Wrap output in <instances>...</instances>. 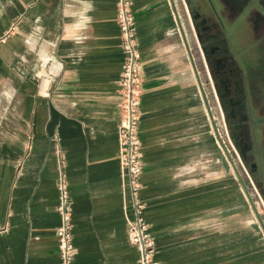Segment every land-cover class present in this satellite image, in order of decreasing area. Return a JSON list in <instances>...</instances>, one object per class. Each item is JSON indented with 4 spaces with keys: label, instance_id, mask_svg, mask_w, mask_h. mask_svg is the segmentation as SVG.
<instances>
[{
    "label": "crops",
    "instance_id": "obj_1",
    "mask_svg": "<svg viewBox=\"0 0 264 264\" xmlns=\"http://www.w3.org/2000/svg\"><path fill=\"white\" fill-rule=\"evenodd\" d=\"M173 2L182 16V0ZM130 4L143 68L140 199L156 262L264 264L246 199L231 197V165L172 1ZM123 66L117 0H0V264H61L59 153L72 201L73 264H139L120 166Z\"/></svg>",
    "mask_w": 264,
    "mask_h": 264
},
{
    "label": "flooded vegetation",
    "instance_id": "obj_2",
    "mask_svg": "<svg viewBox=\"0 0 264 264\" xmlns=\"http://www.w3.org/2000/svg\"><path fill=\"white\" fill-rule=\"evenodd\" d=\"M190 6L195 17L200 13L195 22L211 62L219 121L264 208V0H190Z\"/></svg>",
    "mask_w": 264,
    "mask_h": 264
},
{
    "label": "built area",
    "instance_id": "obj_3",
    "mask_svg": "<svg viewBox=\"0 0 264 264\" xmlns=\"http://www.w3.org/2000/svg\"><path fill=\"white\" fill-rule=\"evenodd\" d=\"M117 19L121 32V47L124 66L119 82V149L120 166L124 177L125 195L131 199L133 219L127 220L128 239L139 252V264H159L155 260L156 243L149 232L140 199L143 172L141 139L139 132L141 96L143 93V68L136 38V22L130 0H117ZM58 212L60 225L56 235L59 241L61 264H73L75 246L73 244L72 201L66 179V161L59 153ZM250 183L252 185V180ZM254 186V185H252ZM256 190V189H255Z\"/></svg>",
    "mask_w": 264,
    "mask_h": 264
},
{
    "label": "water",
    "instance_id": "obj_4",
    "mask_svg": "<svg viewBox=\"0 0 264 264\" xmlns=\"http://www.w3.org/2000/svg\"><path fill=\"white\" fill-rule=\"evenodd\" d=\"M171 1H172L173 10L175 13L176 21L179 25L180 32H181V35L183 38L184 47H185V50L187 52L188 59H189V62L191 64V67H192V71H193L196 83L198 85V88H199L200 96H201L202 102L204 104V107H205L207 116L209 118V121L211 123L212 129L214 131L215 137H216L220 147L222 148L223 153L225 154L226 158L228 159V161L231 165V168H232V170L236 176V179L239 182V184L242 188V191H243L245 197L247 198V200H248V202H249V204H250V206L254 212V215L257 219V222H258L260 228L262 229V231L264 233V220L261 217V215H260V213L256 207V204H255L254 199H253V197L249 191L247 183L245 182V180H244L242 174L240 173L238 167L234 163V160L232 159V156L230 155L227 147L225 146V144L223 143V141L220 138V135L218 133V129L216 126V122H215V117L213 115L212 108L210 106V101H209L207 94L210 93V95L212 96L211 91H210V85H209L210 84L209 75H212V70L210 68L211 62H209L206 58V44H204L203 41L199 38L200 32H199V28L197 27L196 22H195L196 19H198L200 17L199 16L200 13H199V11L196 10L197 16L195 17L194 16L195 13H194L193 9L190 8L191 7L190 6V0H182L183 7L186 11V16H187L186 20H187V23L189 24L190 29H191L190 30L191 35L194 38V41H196V39H197L196 42L198 43L199 48H200V51H198V55H199V59L202 58V60L200 59V64H201L200 66L202 69L203 78L200 75V71L198 70V66L195 62L193 53L191 51V47L188 43V40H187V37L185 34V30H184V26L182 24L181 16L179 15L177 8H176V5L174 4L173 0H171ZM203 80L205 81L206 85H204Z\"/></svg>",
    "mask_w": 264,
    "mask_h": 264
},
{
    "label": "rangeland",
    "instance_id": "obj_5",
    "mask_svg": "<svg viewBox=\"0 0 264 264\" xmlns=\"http://www.w3.org/2000/svg\"><path fill=\"white\" fill-rule=\"evenodd\" d=\"M182 16H181V19H182V24L184 25V29L186 30V33H188L187 35L189 36V37H191L192 35H191V32H190V26H189V24L187 23V20H186V13H185V10H182V14H181ZM191 38H193V37H191ZM194 39V38H193ZM198 68H199V71H200V75L202 76V78H203V73H202V69H201V66L198 64ZM203 82H204V85H206V83H205V81L203 80ZM208 95V98H209V101H210V106H211V108H212V112H213V115H214V117H215V122H216V126H217V129H218V133H219V135H220V138H221V140L223 141V143L225 144V146L227 147V149H228V151H229V153H230V155L232 156V159L234 160V163L236 164V166L238 167V169H239V171H240V173L242 174V176H243V178H244V180H245V182L247 183V185H248V188H249V191H250V193H251V195H252V197H253V199H254V202H255V204H256V207H257V209H258V211H259V213H260V215H261V217L263 218V220H264V208L262 207V203L260 202V198H259V196H258V194L256 193V190H255V187L254 186H252L251 184H250V179H249V174H248V172H246L245 170L243 171L242 169H241V167H240V163H239V157L238 156H236L234 153H233V151H232V148L230 147V145H229V142H228V139H227V136H226V134L224 133V129H223V126H222V124L220 123V118H219V112H218V110H217V107H216V105H214V103H213V99H212V96L210 95V93H208L207 94ZM208 120H209V118H208ZM210 122V121H209ZM212 127V126H211ZM213 130V129H212ZM216 138V137H215ZM216 141H217V139H216ZM218 145H219V143H218ZM220 146V145H219ZM221 148V147H220ZM221 150H222V148H221ZM223 152V151H222ZM226 157V156H225ZM231 177H232V195H231V197L232 198H235V197H238L239 196V194L241 195V197H244V199H246V204H247V218H248V221H252L254 224V226H255V228L262 234V237H263V244H264V233H263V231H262V229L260 228V226H259V224H258V222H257V219H256V217H255V215H254V212H253V210H252V208H251V206H250V204H249V202H248V200H247V198L245 197V195H244V193H243V191H242V188H241V186H240V184H239V182L237 181V179H236V176H235V174H234V172H233V170H232V168H231Z\"/></svg>",
    "mask_w": 264,
    "mask_h": 264
}]
</instances>
